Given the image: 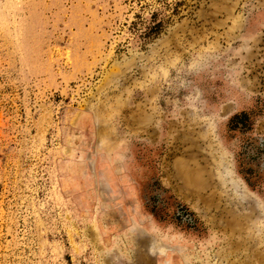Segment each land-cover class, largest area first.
I'll list each match as a JSON object with an SVG mask.
<instances>
[{"label":"rangeland","instance_id":"1","mask_svg":"<svg viewBox=\"0 0 264 264\" xmlns=\"http://www.w3.org/2000/svg\"><path fill=\"white\" fill-rule=\"evenodd\" d=\"M0 264H264V0H0Z\"/></svg>","mask_w":264,"mask_h":264}]
</instances>
